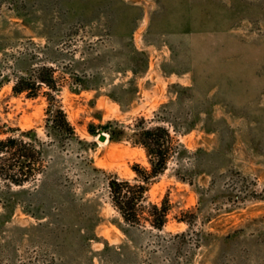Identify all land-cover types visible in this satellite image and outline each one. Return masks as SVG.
Segmentation results:
<instances>
[{
    "label": "rangeland",
    "instance_id": "obj_1",
    "mask_svg": "<svg viewBox=\"0 0 264 264\" xmlns=\"http://www.w3.org/2000/svg\"><path fill=\"white\" fill-rule=\"evenodd\" d=\"M44 63L93 146L24 187L0 179V192L28 191L13 210L0 198V264H264V0H0V130L46 139L48 90L13 92ZM141 116L189 151L148 192L172 205L163 231L124 224L107 187L150 168L145 151L89 133Z\"/></svg>",
    "mask_w": 264,
    "mask_h": 264
},
{
    "label": "trees",
    "instance_id": "obj_2",
    "mask_svg": "<svg viewBox=\"0 0 264 264\" xmlns=\"http://www.w3.org/2000/svg\"><path fill=\"white\" fill-rule=\"evenodd\" d=\"M131 70L136 73L134 66ZM23 71V74L14 80V94L26 93L29 98H36L39 97L42 88L48 90L46 94L48 107L44 126L46 139L41 138L34 129L26 131L16 129L9 132L0 130V136L8 135L6 138L0 137V179L7 181L9 187H24L32 181L36 167L40 166L43 169L42 172H46L53 167L50 164L55 165L58 162L60 152L70 147L79 146L87 153L93 146L78 136L66 111L58 102L56 96L60 89L55 68L44 63L37 64L33 68H24ZM9 82L6 76H1L0 91ZM79 88L80 90L73 91L88 89L89 86L80 83ZM89 133L94 138L105 133L110 143L129 142L133 147L145 151L150 168L136 164L133 166L136 174L134 181L110 176L106 181L107 187L112 206L124 224L131 226L149 224L154 230L163 231L169 223L172 205L167 198H164L161 203L150 201L148 192L154 180L166 172L170 160L176 158L180 161L189 154V151L182 144L174 141L169 128L159 123L152 126L143 116L136 118L129 125L117 121H108L97 126L90 124ZM52 158L53 161H51ZM84 161L90 164L87 168L88 174L92 170L105 173L103 170L91 168L92 162L88 156L84 157ZM27 193L25 188L19 191H1L0 198L6 210H13L23 203L22 198ZM118 226L125 231L121 224Z\"/></svg>",
    "mask_w": 264,
    "mask_h": 264
},
{
    "label": "water",
    "instance_id": "obj_3",
    "mask_svg": "<svg viewBox=\"0 0 264 264\" xmlns=\"http://www.w3.org/2000/svg\"><path fill=\"white\" fill-rule=\"evenodd\" d=\"M108 140V136L105 133H101L99 136V141L106 142Z\"/></svg>",
    "mask_w": 264,
    "mask_h": 264
}]
</instances>
